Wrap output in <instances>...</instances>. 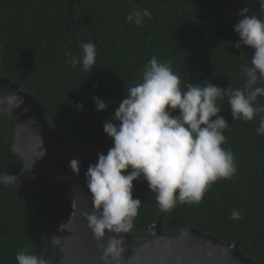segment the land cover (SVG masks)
<instances>
[{"label": "trees", "instance_id": "trees-1", "mask_svg": "<svg viewBox=\"0 0 264 264\" xmlns=\"http://www.w3.org/2000/svg\"><path fill=\"white\" fill-rule=\"evenodd\" d=\"M233 1L133 0L152 14L137 27L126 22L128 0H0V73L39 99L64 140L95 149L98 161V153L106 155L113 146L104 123L127 89L141 81L153 56L171 61L182 88L185 82L208 81L225 90L246 88L248 79L240 69L250 66L252 52L233 47L240 39ZM249 7L259 15L258 0H250ZM89 41L96 45L97 63L88 74L80 65H67L64 51L67 45L79 56L80 44ZM93 97L106 102L107 109L98 112ZM218 104L230 125L222 147L234 154L235 176L214 183L199 204L178 203L167 213L159 211L146 181H134L133 197L142 206L128 234L147 233L162 218L165 235L197 229L225 243L240 240V252L264 264V136L256 132L258 119L233 121L227 97ZM21 169L13 125L0 115V170ZM233 210H243L239 221L229 218ZM72 213V199L50 180L27 188L0 183V264H17L22 249L42 256Z\"/></svg>", "mask_w": 264, "mask_h": 264}, {"label": "clouds", "instance_id": "clouds-1", "mask_svg": "<svg viewBox=\"0 0 264 264\" xmlns=\"http://www.w3.org/2000/svg\"><path fill=\"white\" fill-rule=\"evenodd\" d=\"M128 3L127 23L139 27L145 19H152L148 9H140L133 0ZM258 3L259 15L249 16L247 7L239 12L242 19L234 25V31L240 39L233 45L237 50L242 45L254 50L250 66L246 63L240 69L254 86L258 81L264 84V0ZM65 49L66 64L73 69L80 65V70L89 74L97 63L96 45L91 41L80 44L79 56L73 55L67 45ZM244 57L241 53L240 58ZM250 89L229 86L225 90L209 81L185 82L182 88L171 61L155 56L148 61L141 81L127 89L119 107L103 125L113 146L106 155L98 153L97 163L90 164L85 172L93 210L83 215L102 253V264H122L125 235L132 231L142 206L141 200L133 197L134 181H146L150 192L155 193L159 211L167 213L178 203L199 204L214 183L235 176L238 166L234 154L222 147L230 125L220 115L218 102L227 97L233 121L258 119L256 132L264 136V106L257 101L264 97V88ZM93 101L98 112L108 107L99 97H93ZM2 102L15 108L24 104L15 94L0 98ZM75 106L83 110L82 104ZM44 155L45 151L39 158ZM69 167L79 175L78 159H72ZM242 214L243 210H233L229 218L239 221ZM15 260L17 264H48L27 249L19 251Z\"/></svg>", "mask_w": 264, "mask_h": 264}, {"label": "water", "instance_id": "water-1", "mask_svg": "<svg viewBox=\"0 0 264 264\" xmlns=\"http://www.w3.org/2000/svg\"><path fill=\"white\" fill-rule=\"evenodd\" d=\"M250 0H234L232 15L240 20L239 12L247 7L253 13ZM258 18H260L258 16ZM252 54L253 49H250ZM254 86L248 81L246 88ZM15 94L24 100L19 108L0 103V115H5L14 128V150L22 161L20 171L0 170V183L14 188H27L42 179L57 184L73 201V213L69 221L55 235L42 258L48 264H102V253L97 246L84 213L93 210L92 196L88 192L85 172L90 164L97 163L95 149L68 143L53 128L44 114L39 99L11 78L0 73V98ZM264 106V97H258ZM27 109V111H25ZM42 158H39L43 155ZM80 162L76 175L69 167L72 159ZM160 218L147 233L140 236L125 235V252L122 264H258L240 252L241 241L225 243L197 229L182 231L177 236L165 235ZM108 235L103 241L107 245Z\"/></svg>", "mask_w": 264, "mask_h": 264}]
</instances>
